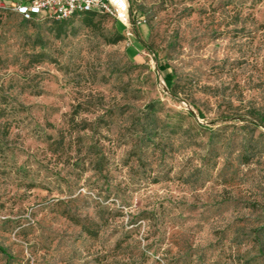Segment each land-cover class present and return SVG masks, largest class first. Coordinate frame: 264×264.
I'll return each instance as SVG.
<instances>
[{"label":"rangeland","instance_id":"1","mask_svg":"<svg viewBox=\"0 0 264 264\" xmlns=\"http://www.w3.org/2000/svg\"><path fill=\"white\" fill-rule=\"evenodd\" d=\"M230 1L129 0L135 37L110 45L113 18L100 15L98 32L77 18L76 37L48 43L42 63L30 49L40 24L0 12V245L13 259L0 264H264V124L252 118L264 115V0ZM173 67L198 84L174 94ZM91 93L107 107L154 105L204 149L261 155L229 184L217 179L222 156L212 180L188 185L177 175L201 150L187 148L172 180L154 184L159 167L137 169L128 146L105 141L95 174L91 134L71 126Z\"/></svg>","mask_w":264,"mask_h":264},{"label":"trees","instance_id":"2","mask_svg":"<svg viewBox=\"0 0 264 264\" xmlns=\"http://www.w3.org/2000/svg\"><path fill=\"white\" fill-rule=\"evenodd\" d=\"M223 2V7L229 6L230 0H219ZM10 10L9 8L0 9ZM13 12V11H12ZM19 16L25 25L40 24L37 28V33L33 37L31 57L37 58L36 63L46 61V52L48 43L51 41H64L65 39L76 37L75 21L81 18L83 26L91 32H98L100 22L97 21L101 14L98 12L79 13L72 18L64 21H56L50 18L26 20L19 13L14 12ZM108 16V15H106ZM116 33L108 39L107 43L110 45H117L127 40L124 30L120 31L119 24L116 23ZM103 36V35H102ZM173 51L177 50L174 45H171ZM226 63L221 64L222 72L226 68ZM68 65V64H67ZM109 77L105 78V84L110 81ZM173 80L171 89L174 94H186L191 88L197 85L195 77H188L179 75L176 67H173ZM99 96V95H98ZM94 99L91 95L75 106L72 115L71 126L78 133L89 132L91 135L88 147V158L91 170L95 174H103L106 165L108 164V157L105 153V141L116 142L128 146L127 159L134 160L137 164V169L145 171L154 170V167L161 170H155V176L151 177L154 184H159L163 181L172 180L171 170H173L172 162L176 155L187 148L198 147L201 153H197L196 157L187 159L186 169L178 173V180L184 184H200L203 186L209 180H212L213 173L218 169L219 160L223 156L225 163L217 173V179L223 185L229 184L235 180L241 166L248 165L255 158L259 157V147L251 148L249 150H241L236 157H232V149L230 153H225L223 146H214L209 149H204L201 145L196 143L189 132L185 131L179 124L164 122L158 117V111L154 105H145L143 108H133L130 105H116L114 107H107L105 99ZM82 113L96 115L93 120L82 119L79 123L76 122V117ZM254 120L264 124V115L256 111L252 115ZM109 135L116 132L117 139H109V135L104 137L102 142L103 131ZM52 140V139H50ZM113 140V141H112ZM62 145V143H51V146ZM199 162L194 165L193 162ZM264 218V208L262 209ZM264 220V219H263ZM254 242L259 246L260 254L264 257V221L262 226L257 229ZM0 254L4 255L7 260L12 261V256L6 248L0 245Z\"/></svg>","mask_w":264,"mask_h":264},{"label":"built area","instance_id":"3","mask_svg":"<svg viewBox=\"0 0 264 264\" xmlns=\"http://www.w3.org/2000/svg\"><path fill=\"white\" fill-rule=\"evenodd\" d=\"M6 1L0 0V9L9 8L26 20L47 17L64 21L79 13L98 12L123 26L127 39L136 35L137 21L132 15L129 0H19L12 6H7Z\"/></svg>","mask_w":264,"mask_h":264},{"label":"crops","instance_id":"4","mask_svg":"<svg viewBox=\"0 0 264 264\" xmlns=\"http://www.w3.org/2000/svg\"><path fill=\"white\" fill-rule=\"evenodd\" d=\"M15 1H19V0H7L6 2H5V4L7 5V6H12L14 3H15ZM22 1H26V0H22Z\"/></svg>","mask_w":264,"mask_h":264}]
</instances>
